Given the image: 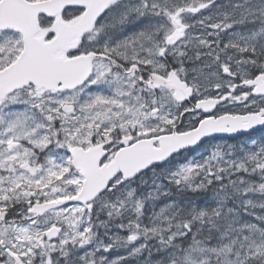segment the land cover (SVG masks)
<instances>
[{"label": "snow or ice", "instance_id": "snow-or-ice-1", "mask_svg": "<svg viewBox=\"0 0 264 264\" xmlns=\"http://www.w3.org/2000/svg\"><path fill=\"white\" fill-rule=\"evenodd\" d=\"M0 264H264V0H0Z\"/></svg>", "mask_w": 264, "mask_h": 264}]
</instances>
